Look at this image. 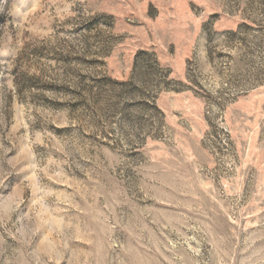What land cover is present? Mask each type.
Masks as SVG:
<instances>
[{
  "label": "rangeland",
  "instance_id": "374dc122",
  "mask_svg": "<svg viewBox=\"0 0 264 264\" xmlns=\"http://www.w3.org/2000/svg\"><path fill=\"white\" fill-rule=\"evenodd\" d=\"M239 8L227 36L194 0H0V264H264V0ZM188 90L195 166L155 140Z\"/></svg>",
  "mask_w": 264,
  "mask_h": 264
},
{
  "label": "crops",
  "instance_id": "0c3cea01",
  "mask_svg": "<svg viewBox=\"0 0 264 264\" xmlns=\"http://www.w3.org/2000/svg\"><path fill=\"white\" fill-rule=\"evenodd\" d=\"M194 1L203 7L204 19L208 17L215 19L213 30L220 34L230 36L233 32L239 31L244 23L253 21L251 16L245 15L239 8L241 3L248 0H224L225 2L236 4V7H233L231 10L223 8V6L215 8L213 4H209L212 0ZM165 62L169 65L173 76H180L182 74L184 60H165ZM255 88L253 87L245 91V95L238 99L236 106L246 103L248 107L247 111H251V102L256 91ZM154 105L161 112L160 123H163V126H165V129L170 134L169 136L176 141V145H172L174 147L172 149L171 146L166 145L168 144L167 138L159 135L155 139L158 144L157 153L162 155V160H165V155L169 151L173 155L177 154L178 162L189 160L195 166L198 161H203L205 159L204 153L198 143L199 135L202 134L206 126L202 116L203 101L201 98L193 95L189 90L181 92L163 91L156 98ZM243 109V107L240 108V111L243 112ZM178 166L180 174L181 166L180 164Z\"/></svg>",
  "mask_w": 264,
  "mask_h": 264
},
{
  "label": "built area",
  "instance_id": "2783aa9c",
  "mask_svg": "<svg viewBox=\"0 0 264 264\" xmlns=\"http://www.w3.org/2000/svg\"><path fill=\"white\" fill-rule=\"evenodd\" d=\"M219 128H220V130L223 131V133H224L223 136H227L228 135V128L223 123L220 124Z\"/></svg>",
  "mask_w": 264,
  "mask_h": 264
}]
</instances>
